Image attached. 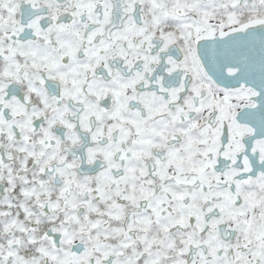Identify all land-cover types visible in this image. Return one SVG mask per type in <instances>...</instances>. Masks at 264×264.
I'll list each match as a JSON object with an SVG mask.
<instances>
[{
  "label": "snow or ice",
  "instance_id": "snow-or-ice-1",
  "mask_svg": "<svg viewBox=\"0 0 264 264\" xmlns=\"http://www.w3.org/2000/svg\"><path fill=\"white\" fill-rule=\"evenodd\" d=\"M0 264H264V0H0Z\"/></svg>",
  "mask_w": 264,
  "mask_h": 264
}]
</instances>
